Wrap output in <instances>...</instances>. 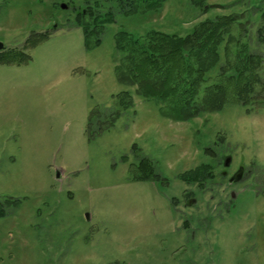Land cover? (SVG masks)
<instances>
[{"label":"rangeland","instance_id":"1","mask_svg":"<svg viewBox=\"0 0 264 264\" xmlns=\"http://www.w3.org/2000/svg\"><path fill=\"white\" fill-rule=\"evenodd\" d=\"M94 1L0 0V50L28 55L0 64V264H264V101L174 121L115 73L119 30L184 35L205 18L242 11L264 63L254 21L264 0H206V13L166 0L116 13L86 50L73 21ZM39 33L47 37L31 47L26 39ZM122 90L134 106L88 139L89 110L111 106ZM214 142L215 153L205 150ZM142 157L158 179L131 178ZM201 163L214 166L202 186L178 179ZM239 167L241 179L229 182Z\"/></svg>","mask_w":264,"mask_h":264},{"label":"trees","instance_id":"2","mask_svg":"<svg viewBox=\"0 0 264 264\" xmlns=\"http://www.w3.org/2000/svg\"><path fill=\"white\" fill-rule=\"evenodd\" d=\"M108 1V0H104ZM166 0H112L110 6L98 0L85 9H76L75 25L81 28L83 47L99 46L102 33L116 13L132 15L158 9ZM206 13L213 5L206 0H190ZM61 6V5H60ZM104 8V9H102ZM116 9V11H115ZM256 40L264 41V9L258 8ZM255 13V14H256ZM246 11L216 15L197 22L188 33L178 35L150 29L142 35L126 30L115 32L117 54L115 73L118 83L135 87L136 94L160 104L163 118L190 121L203 114L222 110L227 105L253 106L264 101V63L252 50ZM26 39L31 47L47 37L46 33ZM20 49L0 50V64L20 63L27 57ZM134 106L129 90L115 94L111 106L91 108L87 115L85 134L88 139L110 129L126 109ZM250 108H248L249 110ZM217 144L205 150L216 152ZM133 148H136L133 146ZM133 180H155L159 173L148 157L131 163ZM214 166L201 163L178 175L185 183H203L214 177ZM10 202V201H8ZM7 203V202H6ZM0 203V215H4Z\"/></svg>","mask_w":264,"mask_h":264},{"label":"water","instance_id":"3","mask_svg":"<svg viewBox=\"0 0 264 264\" xmlns=\"http://www.w3.org/2000/svg\"><path fill=\"white\" fill-rule=\"evenodd\" d=\"M61 7H64L63 4H61ZM0 48H2V44L0 43ZM229 157H226L224 159V165L227 166L228 165V162H229ZM242 173H243V168L242 167H239L237 169V171L231 176L229 177V182H234V181H238L241 179V176H242Z\"/></svg>","mask_w":264,"mask_h":264}]
</instances>
